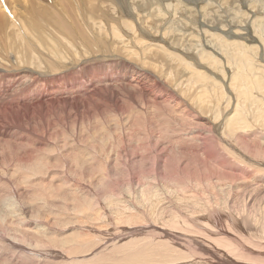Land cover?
Wrapping results in <instances>:
<instances>
[{"label":"bare ground","instance_id":"1","mask_svg":"<svg viewBox=\"0 0 264 264\" xmlns=\"http://www.w3.org/2000/svg\"><path fill=\"white\" fill-rule=\"evenodd\" d=\"M112 38L130 44L119 50ZM253 99H264V0H0V257L60 264L73 256L60 255L64 246L58 256L31 252L37 240L26 246L11 221L30 223L24 215L39 209L38 197L22 194L69 183L126 190L72 208L89 233L109 218L129 236L148 227L179 234L174 223L183 222L235 245L230 261L203 264H250L248 249L264 253V199L254 195L264 191V105ZM147 159L159 178L134 176ZM62 168L87 182L60 180ZM115 171L131 175L126 187ZM248 207L258 214L245 220ZM133 218L145 222L122 226ZM155 252L137 247L117 264H158L164 255Z\"/></svg>","mask_w":264,"mask_h":264},{"label":"rangeland","instance_id":"2","mask_svg":"<svg viewBox=\"0 0 264 264\" xmlns=\"http://www.w3.org/2000/svg\"><path fill=\"white\" fill-rule=\"evenodd\" d=\"M49 3H51V1H49ZM36 11L38 13L37 15L43 16V14L44 15L48 14V11H42L44 13H42L40 10L39 11L36 10ZM50 11H53L55 13V11L53 9L52 10L50 9ZM151 22H152V19L149 20V23H151ZM41 26L45 27V25H43V24H41ZM125 33L126 34H132L134 32L125 31ZM112 39H113V41L119 43V45H115L117 47V49H119V50L121 49V47L127 46V45L130 44L129 41L122 43L121 39H118V38H112ZM198 86H199V84L196 85V87H198ZM258 97H261V96H258ZM253 101L255 103L264 105V99L263 100L253 99ZM256 106H259V105H256ZM247 113L248 112H243V114H247ZM254 128L255 127H253V129ZM262 129L264 130V128H262ZM262 134L264 135V132ZM261 139H260L261 142L264 141L263 138H261ZM57 170H59V171H57ZM57 170H55L56 171L55 177L59 178L60 180H69L70 181L71 179H73V180H77L79 182H87V178H84L83 176H81L79 174V170L78 169H75L74 171H69V172H67L65 168H62V172L60 171V169H57ZM143 170H145V171H143ZM140 172H143V173L147 172L146 175L150 174L151 176H154V178L155 177L159 178V176H157V174L154 173L151 159H147L143 163L138 162L137 164H135V173H134L135 175L134 176L135 177H137V175L140 176V174H137V173H140ZM113 173H114V175L112 176V179H116V180L122 182L123 185L126 187V184H127L126 182L129 180L131 175L128 174L127 172L126 173H122V172L119 173V171H115ZM143 173H141V174H143ZM149 179H152V178H149ZM49 188L50 187L38 188V189L34 190L35 193L32 191V192L27 193V195L26 194H22L25 198H27V201L34 200L33 202H36V201H38L37 199L39 198V201L37 202V205H38L37 207L39 209H37L36 212H34L35 214L29 215V212H28L26 215H24L25 219H30L31 218L30 219V221H31L30 223L27 222V224H25L26 220H24L23 222H20L14 216H11L12 217L11 221L13 222L12 225L14 227H16V225H17V227H19L22 230V232H23L25 237H20L19 240L22 241V242L24 241L26 246H27L29 240H32V241L37 240L38 243L36 242L37 243L36 246L38 245L37 246L38 248L36 246L33 247L32 243L28 246V248L31 247L30 248L31 252L43 253V255L46 254V252H47V254H46L47 256H50L52 254L58 256L59 255L58 252L60 253L61 249L63 248L61 246H64L65 250L62 249L63 253L61 252L60 255H62V254L63 255H65V254L70 255L71 254L70 255V257H71L72 254H73V256H72L73 259L71 257L68 260L65 259V258H62L61 256H59V257L54 256L55 259H57V260H59L58 258L61 257L60 258V264L62 262H65V261H66L65 263H68V261L69 262L73 261L74 257H77L78 255H79V259H80L81 256L83 255V253L86 254V252H90L91 250L94 251L92 254H90L91 258L93 257L91 259V260H93V262H95V260L97 258H99V257H104V258L108 257L107 261H105L106 264H117L118 260H119V262L120 261H124L125 254H127V253L130 254L131 250L137 249V247L140 248L141 246H144V245H148V247L155 245V247H156V252L155 253H160V254L164 255L163 259L159 258V261L161 263L159 262L158 264H165L166 261L168 263H170V264H175V262H176V264H191L193 262H197L198 264H203V263H206V262H210V263L214 262V263H216V262H219V261H222V262L230 261L228 259V257L230 255L231 256L233 255L230 252V248H231L232 245L235 246L234 243L231 246H228L225 243L217 242L216 240L214 241L212 239H207L204 236L205 232L204 231L202 232L201 228L197 229L196 226H192L191 227L189 225H184L183 222H177V224L174 223L175 228H177V230L179 231V234H173V232L172 233L170 232V236L172 234V238H170V236H168L169 233H167V231L158 230V229H155V228H152V227H148V228L142 230L141 232H137V233H134L132 235L130 234V236H129V234L126 233L125 231H121L120 229H117L116 223L113 220H111L110 218L107 219L106 222L103 221V220L100 221L101 223L99 222V226L103 228V230L100 231L101 234L99 232H97V231L96 232L92 231L93 233L92 232L89 233L86 229L85 230L83 229V226H82L83 216L80 215V212H79V216H73V211H74V213H76V212L72 208L74 206H77V205H78L77 208L80 207L79 204H85V205H92L93 204L94 205L95 204L94 200H96V202H97L96 204H98V202H100L102 200H105L106 198H108L111 195H112V198H114V195L117 194V193L120 194V195H125L126 194L125 188L124 189L120 188L119 192L112 193V194L109 193V192H111L110 190H108V189L105 190L104 188H102V186L85 189V188H81V187H73V186H70L69 183H67L65 186H61V187H57V188L56 187H51L50 188L51 190ZM47 190L49 191L48 193H47ZM89 190H91V191H89ZM241 193H242L243 197H246L248 195V193H249V190L248 189L239 190V193L237 194V197H236V202L239 201L238 202L239 204L237 203V205L233 207V209H232L233 211H237L238 212L241 209V204H242V195H241ZM28 195H30V196H28ZM43 195H44V197H43ZM254 195H255V198L257 197L259 202L263 203L264 191L258 192V193L254 194ZM30 197H31V200H30ZM45 197H46L47 200H45ZM93 197H94V199H93ZM42 199H43V201L45 200V203L46 202L47 203L44 204V205L42 203H40V200H42ZM105 201H107V199ZM180 203H182V202H180ZM41 206L44 208V210H43V208H41ZM177 206H179V204H177ZM34 208H35V206L32 207L33 210H34ZM249 209L251 210V208L248 207V210ZM37 211H38V213H37ZM50 212L51 213L53 212V213L51 214ZM253 213H254L253 210H251V211H245L244 210L245 220H247L248 218H251ZM37 214H38V216H37ZM45 214H47V215L45 216ZM57 214H60V216L59 215L57 216ZM254 214L257 215L258 213L257 214L254 213ZM39 215H41V216H39ZM48 215H51V216H48ZM178 215L182 216V213L178 212ZM11 217L9 216V218H11ZM37 217H40V218H37ZM50 217H51V219H50ZM54 217H56V218H54ZM9 218H6L5 220H8ZM46 218L48 219L47 223H45L46 221L45 222L43 221ZM14 219H16L17 221L15 220V222H14ZM54 219H55V221H54ZM1 221H2V219L0 218V222ZM51 221L52 222L54 221V223L52 224ZM128 221L126 222L125 220H123L121 222L122 226L126 225V224L140 225V224H143V222H145V219L144 220H141V219H137L136 220V218L135 219L133 218V219H130ZM248 222H250V221H248ZM161 223H162L161 220H159V225H161ZM49 224L52 227V228L50 227L51 229L47 228V226H49ZM148 224L152 225L150 222ZM19 228H17V230L20 232ZM26 229L33 230V232L27 234V232L25 231ZM180 229H182V230H180ZM195 230H196V232H195ZM34 231H36V232L40 231V232H37L39 237H38V235H36L37 234L36 232L34 233ZM103 233H105V234H103ZM184 233H186V235L188 237L186 235H184ZM219 234H220V236H219ZM219 234L217 236L221 237L222 236L221 233H219ZM29 235H31V236H29ZM40 237H42V238H40ZM203 237H204V239H202ZM21 238H23V239H21ZM241 240H239V242L242 245H246V242L244 240H242V241ZM253 240H254V237H253ZM75 241H76V243H75ZM163 241H164V243H163ZM208 241H210V242H208ZM231 242H233V241H231ZM257 242H258L257 239L253 241V243H257ZM95 243L99 244V245L102 244L103 246L101 245L99 247ZM129 243H132V244H129ZM49 244L53 245V248H50ZM71 244H73V245H71ZM43 245H44V247H43ZM58 245H60V247H61L60 249L58 248L59 247ZM74 245H76L77 247L74 246ZM175 248H176V250H175ZM53 249H57V250H53ZM69 250L71 251V253L69 252ZM231 250L233 251V249H231ZM248 250L250 252H247L249 254L247 256L248 257L250 256L251 258H253V261H248L250 264H264V253L260 252V253L257 254L255 252L251 251L252 247L250 249H248ZM179 251H180L181 254L178 253ZM55 252H57V253L55 254ZM74 254H75V256H74ZM170 255H171V257H170ZM176 255H178V256H176ZM254 255H255V257H253ZM260 255L263 256V257H261ZM205 256H206V258H205ZM259 256L261 257V259H260ZM109 257H111V258L113 257V258L111 259ZM121 257H123V258H121ZM5 258H6V261L4 260ZM114 259H116V260H114ZM173 259L175 261H173ZM3 260H4V263L6 262L5 264H12V262H13V264H17V263L21 264V263H19L20 262L19 260H14V259H10L9 260L8 255H2L0 257V264H4ZM7 260H9V261H7ZM91 260L90 261H77L75 264H90ZM180 261H182V262H180ZM157 262L158 261L154 260L153 264H157ZM232 262L235 263V264H237V263L238 264H245V262L243 263L242 261H237V263L234 262V261H232ZM22 263L26 264L24 262H22ZM65 263H62V264H65ZM233 263H231V264H233Z\"/></svg>","mask_w":264,"mask_h":264}]
</instances>
